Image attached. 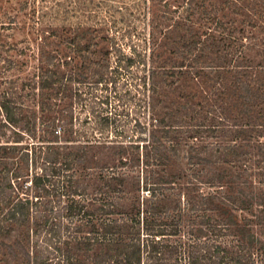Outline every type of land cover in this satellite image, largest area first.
Masks as SVG:
<instances>
[{"label": "trees", "instance_id": "obj_1", "mask_svg": "<svg viewBox=\"0 0 264 264\" xmlns=\"http://www.w3.org/2000/svg\"><path fill=\"white\" fill-rule=\"evenodd\" d=\"M162 8L129 51L0 20V264H264V0Z\"/></svg>", "mask_w": 264, "mask_h": 264}, {"label": "rangeland", "instance_id": "obj_2", "mask_svg": "<svg viewBox=\"0 0 264 264\" xmlns=\"http://www.w3.org/2000/svg\"><path fill=\"white\" fill-rule=\"evenodd\" d=\"M167 1L172 7L180 6L184 2V0ZM162 2L164 0H0V20L6 14H16L20 23L23 20L28 22L42 20L69 25L75 23L96 24L103 28V33L114 35L116 42L129 51V45L132 42L138 43L142 47L146 46L147 38L144 40V36L147 37L149 31L146 24L153 17L163 25L170 24L173 19L183 22L176 13L171 14L172 18L164 19ZM24 32L22 29H16L15 38L17 40L23 38ZM174 60L175 58L169 60L168 65L172 64ZM137 69L136 67L132 68L133 71ZM127 74L128 71L125 70L124 81L129 79ZM140 92L137 93L131 88L130 95H127L126 98L119 100L111 98L109 108L113 109L114 106L118 111L134 118L143 110L136 104L143 98Z\"/></svg>", "mask_w": 264, "mask_h": 264}]
</instances>
